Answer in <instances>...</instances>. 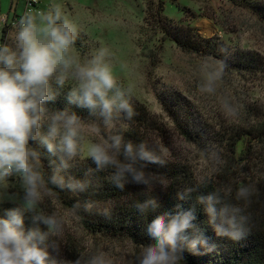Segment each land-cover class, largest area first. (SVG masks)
<instances>
[{"label": "rangeland", "instance_id": "1", "mask_svg": "<svg viewBox=\"0 0 264 264\" xmlns=\"http://www.w3.org/2000/svg\"><path fill=\"white\" fill-rule=\"evenodd\" d=\"M25 1L0 0V16L20 15ZM253 1L264 5V0ZM38 2L40 16L34 18L38 26H46L47 20L43 18L49 15L55 18L59 12L62 26L67 25L72 37L79 42V48L71 44L65 54L69 67L59 68L49 81L56 83L63 76L64 84L78 88L79 68L107 67L114 83L121 84L130 99L139 102L151 117L166 126L164 138H156L154 143L163 156L176 157L174 159L189 165L197 179L215 175L225 162L224 146L216 142L220 136L213 133L226 132V135L235 128H264V72L232 71L216 56L183 52L164 37L155 13L162 11L159 21L166 26H189L203 38H213L228 60L245 53L264 60V22L249 10L236 7L228 0ZM19 30L20 27H15L6 32L4 42H0L1 48H7L17 58L20 55L16 39ZM0 67L6 65L0 63ZM163 91L174 92L194 106L198 120L207 124L216 141L202 143L201 147L185 142L159 103V94ZM42 119L48 123L52 117ZM80 123L76 155L85 159L91 157L92 145L108 143V133L116 126L108 125L100 131L94 123ZM54 141L59 142V138ZM251 147L253 154L244 162L239 175L241 179L264 180V139L251 142ZM241 148L239 145L238 151ZM38 193V200L28 208L24 179L14 173L0 183V205L15 203L40 219L55 221L50 227L41 219L50 239L43 249L55 264H139L143 247L128 239L89 232L72 211L60 204L43 181Z\"/></svg>", "mask_w": 264, "mask_h": 264}, {"label": "trees", "instance_id": "2", "mask_svg": "<svg viewBox=\"0 0 264 264\" xmlns=\"http://www.w3.org/2000/svg\"><path fill=\"white\" fill-rule=\"evenodd\" d=\"M228 1L236 7L249 10L264 22V5L253 0ZM160 6L158 3L157 7ZM149 11L153 16L152 8ZM161 12H155L158 16L157 25L160 24L164 37L174 42L183 52L216 56L232 71L244 70L251 74L264 72L263 59L245 53L228 60L223 57L225 54L213 38H203L189 26H166L160 23ZM54 23L62 26L60 19L54 18ZM4 34L5 31L0 42H4ZM72 44L79 48L75 38ZM73 91H78V88L49 81L48 92L52 99L42 102V117H53L59 112H65L76 115L80 122L94 123L100 131H104L108 125H114L116 127L108 133L107 141L111 144L113 137L120 136L119 151L111 150L119 163H131L124 152L128 143L133 145L135 152L143 146L156 161L149 164L136 159L133 167L144 173L140 182L133 180L128 173L117 180V168L114 165L100 167L92 157L81 159L78 155L68 157L60 151L49 152L43 140H51V122L41 119L37 139L32 141L30 147L38 153V171L42 181L60 204L72 211L89 232L128 239L143 248L151 247L152 242L145 236L148 224L157 218L167 221L179 213L190 212L195 219L192 221L193 226L184 234L187 239L179 245L180 264H264V180L254 177L241 179L239 175L240 170L243 171L240 168L245 167L244 162L253 154L251 142L264 139L263 127L235 128L226 135V132L213 133L206 128L207 124L198 120L195 107L188 101L174 92H161L159 103L174 130L185 142L201 147L202 143L216 141L214 135L220 136L216 142L224 146L227 153L225 162L215 175L199 180L189 165L174 159L176 157L169 159L163 156L154 143L156 138H164L166 126L151 117L143 105L130 99L121 84L114 83L108 93L109 98H115L117 104L126 101L133 114L129 117L126 110H115L107 123L99 108L93 111L74 102L71 99ZM51 142L58 143L54 140ZM239 145H242L240 151ZM242 187L247 189V194L238 197L237 193ZM208 196H213L215 201L217 214L214 221L207 212V202L200 201L201 197ZM224 207L238 211H229L221 218L219 212ZM10 210L22 213L26 232L39 231L44 235L41 248L48 246L49 234L38 216L15 203H4L0 205V218H6ZM228 219H233L234 228L229 227ZM218 226L222 230L242 233V236L239 240H233L228 235H218ZM193 241L197 242L195 248L191 247ZM45 264L55 263L47 258Z\"/></svg>", "mask_w": 264, "mask_h": 264}, {"label": "clouds", "instance_id": "3", "mask_svg": "<svg viewBox=\"0 0 264 264\" xmlns=\"http://www.w3.org/2000/svg\"><path fill=\"white\" fill-rule=\"evenodd\" d=\"M59 18L57 12L55 19ZM43 19L47 20L46 26H38L31 15L21 18L16 36L20 47L19 58L15 53H9L7 48H0V63L6 65L0 67V183L11 173L20 174L26 185L28 208H32L38 200V187L42 183L41 174L37 171L38 153L29 142L37 139L44 111L42 102L52 99L48 92L50 78L59 68L69 67L70 61L65 54L73 40L67 25H55L51 15ZM76 75L79 87L71 94L74 102L93 111L99 108L106 123L115 110H126L128 116H132V109L126 101L117 104L115 98H109L114 79L107 67H81ZM63 82L64 77L61 76L58 83ZM80 128L76 115L59 112L52 117L49 131L51 140L59 138V142L54 144L46 138L43 143L49 152L60 151L73 157L77 153L76 138ZM120 146L121 138L115 136L111 144L92 145L89 155L100 167L114 165L117 180L128 173L133 180L140 182L144 173L137 171L133 165L137 158L154 164L156 161L152 153L143 146L135 152L133 145L128 143L124 152L131 163L122 164L111 151H119ZM246 194L247 189L243 187L237 193L238 197ZM200 201L207 202V212L214 221L217 214L214 197H201ZM229 211L238 210L224 207L219 212L220 217L224 218ZM194 219L190 212L179 213L167 221L154 219L145 229V236L152 246L143 249L139 264H180L179 245L187 239L184 234L193 226ZM43 222L50 227L55 223L52 218L43 219ZM227 224L235 227L233 219H228ZM216 231L218 235H228L233 240L242 236V233L222 230L219 226ZM43 240L44 235L39 231H25L23 215L19 210L8 211L6 218H0V264H45L48 253L40 247ZM196 243L193 241L191 247L195 248Z\"/></svg>", "mask_w": 264, "mask_h": 264}, {"label": "built area", "instance_id": "4", "mask_svg": "<svg viewBox=\"0 0 264 264\" xmlns=\"http://www.w3.org/2000/svg\"><path fill=\"white\" fill-rule=\"evenodd\" d=\"M38 1L37 0H26L24 5V10L20 15L13 14L10 15L7 13L6 15L0 16V33L1 36L3 35V31L9 32L15 27H20V20L21 18H27L29 15H31L33 18L36 16H40V11L38 10ZM14 173H11L10 175H13Z\"/></svg>", "mask_w": 264, "mask_h": 264}, {"label": "water", "instance_id": "5", "mask_svg": "<svg viewBox=\"0 0 264 264\" xmlns=\"http://www.w3.org/2000/svg\"><path fill=\"white\" fill-rule=\"evenodd\" d=\"M30 146L32 145V141L29 142Z\"/></svg>", "mask_w": 264, "mask_h": 264}]
</instances>
